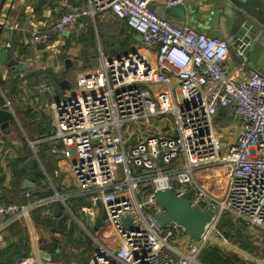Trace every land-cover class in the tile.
Returning a JSON list of instances; mask_svg holds the SVG:
<instances>
[{"label": "built area", "instance_id": "built-area-1", "mask_svg": "<svg viewBox=\"0 0 264 264\" xmlns=\"http://www.w3.org/2000/svg\"><path fill=\"white\" fill-rule=\"evenodd\" d=\"M180 4L186 0L165 1L167 7ZM103 13L123 20L154 56L131 50L107 57L100 51L98 65L81 74L73 93L45 103L53 118L43 141L66 160L72 195L87 198L92 208L101 205L117 242L109 248L95 240L87 264H204L200 256L208 246L240 251L222 233L224 217L259 251L243 250L242 261L264 264V74L239 63L228 67L226 39L187 23L177 27L151 10L149 0H85L48 26L32 28L30 40L46 44L74 28L79 17ZM36 89L57 88L42 80ZM220 107L232 108L231 124L215 123ZM165 188L178 196L190 190L191 206L213 211L198 241L176 223H156L163 209L154 192ZM68 196L0 202V244L7 228L28 219L30 210ZM33 251L21 264H42Z\"/></svg>", "mask_w": 264, "mask_h": 264}, {"label": "crops", "instance_id": "crops-1", "mask_svg": "<svg viewBox=\"0 0 264 264\" xmlns=\"http://www.w3.org/2000/svg\"><path fill=\"white\" fill-rule=\"evenodd\" d=\"M84 1L2 0L0 3V109L12 114L0 122V202L32 203L48 200L56 193L69 195L63 201H50L33 208L28 219L7 228L4 242L8 244L0 245V251L8 247L11 251L19 250L23 256L14 259L15 264L35 255L34 248L42 264H87L95 240L109 248L117 245L110 230L98 227L93 231L85 226L86 215L94 217L99 209L86 204L90 202L87 198L72 195L74 186L66 160L55 157L49 152V141H43L52 132L53 118L51 108L45 103L65 99L72 87L77 89L81 74L98 65L100 51L107 57H118L131 50H139L148 57L154 54L143 48L135 32L123 29V20L107 13L98 14L94 19L79 17L74 28L53 35L46 44L30 40L32 28L48 26L61 12L77 9ZM165 1L149 0V8L152 6L150 9L155 12L166 6ZM217 1L186 0L185 5L191 9L212 10ZM221 1L231 3V0ZM186 23L207 33L204 26H194L193 18ZM7 42L10 47H6ZM80 52L82 57H78ZM86 59L91 61L90 67H84ZM226 63L230 68L238 65L231 56ZM54 77L65 82L63 87L58 83L54 93L36 89L38 82L52 81ZM25 181L27 188H24ZM38 183H47L51 193L32 198L30 191L39 189ZM46 207L48 210L43 209ZM39 209L44 210L41 216H38ZM60 211L68 215L64 230L57 225ZM70 231L73 233L69 235ZM235 245L240 251L231 253L239 258L240 264H260L256 260L242 261L243 250H248ZM221 249L230 253L226 247ZM248 252L259 255L258 250Z\"/></svg>", "mask_w": 264, "mask_h": 264}, {"label": "water", "instance_id": "water-1", "mask_svg": "<svg viewBox=\"0 0 264 264\" xmlns=\"http://www.w3.org/2000/svg\"><path fill=\"white\" fill-rule=\"evenodd\" d=\"M2 0H0L1 3ZM218 0L212 10L191 9L186 5L157 8L159 17L166 18L177 27H183L190 19H194V26L198 24L205 27L211 37H223L226 39L230 56L239 64L264 74V3L261 0ZM152 8V6L150 7ZM96 64V59L94 61ZM65 82H59L63 87ZM12 117L8 110L0 109V122ZM32 160H29V162ZM28 163V162H27ZM24 182V188L29 187ZM155 200L163 212L155 216L158 225L176 223L182 226L191 240L198 241L206 224L211 220L213 211L211 208L199 209L190 205L191 191L182 196L176 195L172 189H158L154 192ZM99 212L94 217L86 215L85 226L96 231L98 227L110 229L108 223H104L106 215L98 203ZM59 223L63 230L66 229L68 215L59 212ZM123 223L131 226L129 217L123 219ZM228 237L226 232H222ZM247 234L246 232H244ZM8 241L2 242L4 246Z\"/></svg>", "mask_w": 264, "mask_h": 264}, {"label": "trees", "instance_id": "trees-1", "mask_svg": "<svg viewBox=\"0 0 264 264\" xmlns=\"http://www.w3.org/2000/svg\"><path fill=\"white\" fill-rule=\"evenodd\" d=\"M121 26H123V29L125 30V27L129 29L124 21L121 22ZM131 30V29H129ZM83 56V55H82ZM80 57V56H78ZM78 59V58H77ZM84 67H90L91 61L86 59L84 60ZM60 78L54 77L52 79V82L55 83L56 88H58V83H59ZM215 123L217 125H227L231 124L232 120V108L230 107H225V108H218L217 114L214 118ZM44 178V177H43ZM39 189H36L35 191H30V196L33 198L35 196H47L48 194L51 193L49 190L47 183H38ZM41 189V190H40ZM30 196L28 198H30ZM82 201H84L82 199ZM20 204V203H19ZM44 210H48V208H43ZM43 209H39L38 211V216H41V212L44 211ZM221 229L226 232L228 239L230 241H233L237 243L241 248L246 249L248 251H253V247L251 244L248 242L247 235L242 232V230L236 226L229 218L224 217L222 222L220 223ZM73 231H70L69 235L72 234ZM19 250L11 251L10 247L4 248L3 250L0 251V264H15L16 262L14 259L19 260L21 255L19 253ZM224 252L220 247L218 246H208L205 248V250L202 252L200 256V261L204 264H240L238 261V257L234 255L233 253Z\"/></svg>", "mask_w": 264, "mask_h": 264}, {"label": "rangeland", "instance_id": "rangeland-1", "mask_svg": "<svg viewBox=\"0 0 264 264\" xmlns=\"http://www.w3.org/2000/svg\"><path fill=\"white\" fill-rule=\"evenodd\" d=\"M112 41H113V40H112ZM112 41H111V42H112ZM82 55H83V54L80 52V53H79V56L82 57ZM72 86H73V85H72ZM75 90H76V88H75V86H74V87H72V88L70 89V92L73 93ZM165 125H166V124H165ZM157 130H158V128H157ZM162 131H163V130H162ZM134 139H135V138L133 137V138H132V141H133ZM195 177L198 178V177H199V174H195ZM216 185L219 187V191H222V189H223V183L220 181V182H217ZM86 204H90V205H91L92 203H91V201H90V202H87ZM78 230H79V228H78ZM92 242H93V241H92ZM94 245H95V244H94ZM95 247H96V245H95Z\"/></svg>", "mask_w": 264, "mask_h": 264}]
</instances>
